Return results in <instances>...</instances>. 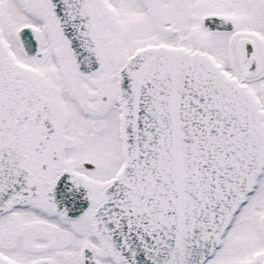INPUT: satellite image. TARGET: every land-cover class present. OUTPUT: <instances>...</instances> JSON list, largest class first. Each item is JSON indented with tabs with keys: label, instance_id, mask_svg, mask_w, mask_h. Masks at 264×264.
<instances>
[{
	"label": "rangeland",
	"instance_id": "374dc122",
	"mask_svg": "<svg viewBox=\"0 0 264 264\" xmlns=\"http://www.w3.org/2000/svg\"><path fill=\"white\" fill-rule=\"evenodd\" d=\"M19 3L24 5L26 8L28 4L26 3L27 0H17ZM16 0H0V33L5 37L7 40L12 52L15 54L17 59L19 60L20 63L25 64L28 66L29 59L24 55L22 52V49L20 48L18 44V38H17V33L19 31V28L21 29L22 27L26 25L33 24L35 26H38L39 23L37 21V18L33 15L30 14L31 16H34L32 18L25 17L21 18V12L20 9L17 5ZM122 1V0H119ZM124 2H119L121 3L122 6L125 8H129L130 11L137 16H140L138 18L139 21H136L138 24L135 26V28H141V24H143L142 29L147 30V36L142 37L141 32L144 34V31L141 30V32H134L131 33V36L133 37L134 40H138V43H142L144 45L149 44V43H155V42H161L163 39H152L154 36L157 35L158 38H160L163 35H166L168 38H171L172 41L176 42L178 38L176 34L170 33L171 30H173V27L169 26L170 22H173L174 25L177 26V24L181 26L176 27V31L182 33L184 37V44L187 46H192V47H197L198 49L204 51L208 50L211 51L213 54L217 55L223 62L225 63H231L232 66H234L237 70H240V65L243 66V73L246 81H248L252 87L257 89L258 91H262L264 94V42L259 39V36L261 35L264 38V25L260 24L261 21L260 19H252V24L254 25L253 27H247L243 26L244 28H241V25L246 23V18H240L236 17L239 16L234 13V10H229L231 6L226 4V12H229L231 16L235 14L236 16L235 19H237L239 23V30L246 32L245 35H242L241 37L235 38L234 35H229V34H216L213 35L206 31L202 25L199 24L197 25L198 29L194 27L193 25H190L188 28L187 33H183V30L186 31V26H187V18H183L181 14H178L177 9H176V1L169 2L167 0L166 2L162 3L161 9L163 7L171 9L173 11L172 14L168 13L165 14L162 11V17L157 16L154 18V21L150 24L148 18L144 14L143 6L140 2V0H123ZM31 3H34L36 6L37 5H42L43 1L42 0H30ZM159 2L156 3V6L158 5ZM180 5H182V1L178 2ZM214 7V10H219L222 9L220 5H223V2L220 0H214L212 2ZM27 5V6H26ZM247 6V5H245ZM34 8V7H33ZM123 8V7H122ZM210 8V9H212ZM156 9H158L156 7ZM210 9L207 10V12L210 11ZM31 11V10H30ZM123 11V10H122ZM237 11V10H236ZM241 11V10H240ZM123 13H125L123 11ZM39 14V13H38ZM178 18V21H177ZM144 22V23H143ZM165 25H168L167 27H164ZM118 32V39L119 40H124V27H117L116 28ZM196 35V38L194 37ZM43 38H45V33L42 34ZM198 41H197V40ZM253 41L255 44L256 48V56L258 60L257 64V72L252 73L250 72V67L251 66H244L242 64L243 61V51L241 46L246 41ZM45 41V40H44ZM129 41V38H128ZM114 47H120L119 43L116 42ZM131 51V50H129ZM129 51H122L119 55L121 57H124L125 54ZM120 59V58H118ZM124 59V58H123ZM120 66V63L118 67H105L103 73L99 72L94 75V78L99 77L100 75L108 74V75H113L116 73ZM47 69H49L48 74L50 77L47 80H50L48 83L49 88L51 89L50 92L48 91V94L51 93V97L56 99L57 93H58V87L62 86L64 87L65 84L61 82H57L54 79V75L52 74L51 70H53V66L49 67L46 66ZM109 69V70H108ZM244 77H242L244 79ZM92 78L91 81L94 79ZM244 79V80H245ZM78 89L76 90L77 95H82L83 92V87H84V82L81 81L80 83L77 82ZM95 86V90L93 92V95L90 96V100H94L99 102L100 100L104 99L105 96L111 92V85H98V84H93ZM106 86V87H105ZM51 98V100H53ZM65 102H66V109L68 113V120L70 125L73 126V124L77 123V121L81 118V112L78 108V105L76 102L72 100L70 95L65 97ZM108 107L105 106V109ZM83 139H86V136H83ZM82 151L79 150H70L69 155L71 156L72 159H75L78 161V159L81 157V154L85 157H88L90 152L86 150V145L83 144ZM107 165V162L106 164ZM108 178V173L104 174V176L101 178L102 182L104 183L105 180ZM261 194L255 197L250 205L245 209L243 214L239 217V222L237 223L236 227L234 230L231 232V236L228 240V244L225 246V248L217 254V257L211 261L209 264H259L264 258V190L260 191ZM29 214V213H27ZM36 217L34 215V218H31L35 222L34 225H36ZM16 220L19 221V215H17ZM30 220V217L28 218ZM2 222L4 220L2 219ZM39 224V223H38ZM42 225V224H41ZM26 227L23 228H18L20 230H23V232H19L17 237L12 239V230L10 227L12 225L8 224L7 228L2 229V223L0 222V228L1 231H3L4 234V241L3 243H9L7 244L6 248L10 249V253H15L14 255L16 257H20L21 251L28 259H26L28 262H25V259L23 261L25 264H37V261H40L42 257L44 258H50L52 255L49 254H42L38 249L33 247L34 242H40L44 235H49V231L45 230L43 233L39 234L37 236L36 234L33 233L32 230L27 229V224L25 223ZM4 227V224H3ZM249 228H251V233L252 234H246L249 231ZM23 233V236H20ZM245 235V236H244ZM244 236V237H242ZM2 233L0 234V248H2ZM242 237V238H241ZM242 240H241V239ZM240 241L238 242V240ZM20 243L23 248H20ZM256 244L258 246H256ZM4 246V245H3ZM256 247V248H255ZM255 249V251H254ZM28 250V251H27ZM32 251V252H29ZM37 250V251H36ZM36 251V252H34ZM253 256V257H252ZM70 261L69 264H78V257L75 258H67L66 262ZM68 264V263H66Z\"/></svg>",
	"mask_w": 264,
	"mask_h": 264
},
{
	"label": "water",
	"instance_id": "95a60500",
	"mask_svg": "<svg viewBox=\"0 0 264 264\" xmlns=\"http://www.w3.org/2000/svg\"><path fill=\"white\" fill-rule=\"evenodd\" d=\"M129 95H130V91H129ZM249 109H250V102L248 100L247 108L245 112H249ZM245 116H246V120H245L246 125L254 122V118L250 114H246ZM232 118L238 119L239 116L237 113H233ZM256 119L258 121L257 115H256ZM134 172H135V155L133 154L131 156V159L129 160V171L126 174L127 176L124 177L125 184L120 187V189L118 190V193L116 194V197H118L117 204L121 202L128 184L133 182L134 177H135ZM242 195L243 194L240 193L238 195V200L236 201L233 200L232 206H217L216 207V209L213 211V214L209 220L210 222L208 226V229H209L208 236L204 235L203 238L198 242L197 246L194 247L192 251V255H191L193 259L190 264H201L211 255L212 251L217 245L218 236L222 233L223 229L226 228L231 215L236 212V209L238 207L236 206V203L242 200L243 198ZM101 229L112 251L116 255H118L122 260L128 261L127 259L129 257L126 255V252L123 249L122 243L117 239L116 234H115V229L113 228V226L107 223L106 226ZM211 235H213V237H210ZM207 238H208V241H207ZM202 245L203 247L201 248ZM130 263L133 264L132 262Z\"/></svg>",
	"mask_w": 264,
	"mask_h": 264
},
{
	"label": "flooded vegetation",
	"instance_id": "af4514ba",
	"mask_svg": "<svg viewBox=\"0 0 264 264\" xmlns=\"http://www.w3.org/2000/svg\"><path fill=\"white\" fill-rule=\"evenodd\" d=\"M35 177H36V175H35ZM92 217H93L92 213H87L86 216H84L82 222H84L85 224H87V223L92 224V222H91ZM76 227H77L76 228L77 230L85 232L84 228H81L78 226H76ZM82 242H84V243L80 244V248L78 250V257L80 258L79 264H86V259H85L86 247H90L91 249L94 250L93 255H94V258L97 260L98 264H110L109 263L110 260L108 258L107 251H106L103 243L98 238L94 237L91 234V238L87 237ZM72 257H74V255L71 256V258ZM39 264H41V263H39Z\"/></svg>",
	"mask_w": 264,
	"mask_h": 264
},
{
	"label": "bare ground",
	"instance_id": "6f19581e",
	"mask_svg": "<svg viewBox=\"0 0 264 264\" xmlns=\"http://www.w3.org/2000/svg\"><path fill=\"white\" fill-rule=\"evenodd\" d=\"M65 5H66L67 8L71 7V4H70L69 1H67V2L65 3ZM74 33H76V32H72V33H71V36H72Z\"/></svg>",
	"mask_w": 264,
	"mask_h": 264
}]
</instances>
